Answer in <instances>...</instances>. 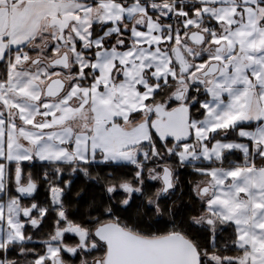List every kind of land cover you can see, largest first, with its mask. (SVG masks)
Here are the masks:
<instances>
[{
  "label": "snow or ice",
  "instance_id": "6c2138e0",
  "mask_svg": "<svg viewBox=\"0 0 264 264\" xmlns=\"http://www.w3.org/2000/svg\"><path fill=\"white\" fill-rule=\"evenodd\" d=\"M0 264H264V0H0Z\"/></svg>",
  "mask_w": 264,
  "mask_h": 264
}]
</instances>
